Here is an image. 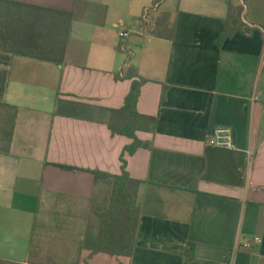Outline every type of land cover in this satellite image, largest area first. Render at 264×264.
Here are the masks:
<instances>
[{
    "label": "crops",
    "instance_id": "1",
    "mask_svg": "<svg viewBox=\"0 0 264 264\" xmlns=\"http://www.w3.org/2000/svg\"><path fill=\"white\" fill-rule=\"evenodd\" d=\"M9 1L73 17L62 65L0 48V127L16 108L9 152L0 133V264H30L43 209L91 213L107 201L94 172L120 174L132 143L110 129L130 67L146 79L138 111L158 116L137 133L150 146L125 155L142 181L136 248L82 249L80 264H264V0H232L254 31L220 47L229 0ZM219 126L234 147L206 143Z\"/></svg>",
    "mask_w": 264,
    "mask_h": 264
},
{
    "label": "trees",
    "instance_id": "2",
    "mask_svg": "<svg viewBox=\"0 0 264 264\" xmlns=\"http://www.w3.org/2000/svg\"><path fill=\"white\" fill-rule=\"evenodd\" d=\"M72 12L49 9L41 5L23 4V2L0 0V48L14 54L39 58L62 65L67 54L68 40L71 32ZM167 17L158 20L154 34H160L158 26L166 25ZM226 30L217 40L222 42L236 32L251 35L254 28L243 20V9L228 3ZM173 31L169 39L173 38ZM135 68H129L126 76L133 80L122 108L113 110L110 129L115 135H124L132 140L121 155L120 174L94 172L96 179L107 182L109 197L98 215L97 233L87 234L82 241V249H89L92 254L106 252L113 256L132 257L137 244L139 220L142 208L137 199V190L141 180L133 179L126 169V153L134 154L139 147L150 146V143L138 137L139 131L152 132L158 122V116H148L138 111V100L145 78H137ZM164 98V94L162 96ZM1 105V104H0ZM0 133L5 151H10L15 126L16 108ZM191 254V250L188 249ZM79 262V261H78Z\"/></svg>",
    "mask_w": 264,
    "mask_h": 264
},
{
    "label": "rangeland",
    "instance_id": "3",
    "mask_svg": "<svg viewBox=\"0 0 264 264\" xmlns=\"http://www.w3.org/2000/svg\"><path fill=\"white\" fill-rule=\"evenodd\" d=\"M104 194L107 200L109 190ZM101 207H91V213L43 209L33 236L30 264H80L82 241L88 232L87 223L93 224L94 217L99 219L94 211Z\"/></svg>",
    "mask_w": 264,
    "mask_h": 264
},
{
    "label": "built area",
    "instance_id": "4",
    "mask_svg": "<svg viewBox=\"0 0 264 264\" xmlns=\"http://www.w3.org/2000/svg\"><path fill=\"white\" fill-rule=\"evenodd\" d=\"M132 33L127 29H122L120 31L121 38H128ZM206 143L209 146H220L221 148H232L234 147L232 129L230 127H217L216 130L208 136ZM262 241L260 238L255 239L254 242ZM252 241H247L244 243L245 247L250 246Z\"/></svg>",
    "mask_w": 264,
    "mask_h": 264
}]
</instances>
